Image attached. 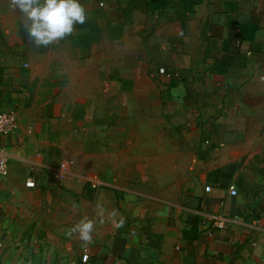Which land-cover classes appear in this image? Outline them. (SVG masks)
<instances>
[{
    "label": "crops",
    "instance_id": "1",
    "mask_svg": "<svg viewBox=\"0 0 264 264\" xmlns=\"http://www.w3.org/2000/svg\"><path fill=\"white\" fill-rule=\"evenodd\" d=\"M92 1L81 0L89 19L74 26L71 39H88L94 29L108 38L114 29L109 0L100 2L98 13ZM117 3L118 34L127 38L162 17L165 30L173 31L167 34L173 50L198 56L207 71L203 78L232 85L196 92L184 87L185 96H199L205 120L193 129L182 104V118L173 120L169 134L168 170H137V197L120 200L122 189L104 187L93 202L85 183L30 178L48 154L36 100L45 76L13 49L28 37L19 34L26 30L24 18L15 22L14 8L0 7V109L19 112L18 129L0 137L9 158L7 174L0 175V264H264V0ZM94 15L105 23L101 28L93 25ZM231 186L237 195L229 193ZM42 189L57 195L35 200ZM97 205L106 211L108 228L93 225L85 241L72 228L80 212L89 220Z\"/></svg>",
    "mask_w": 264,
    "mask_h": 264
},
{
    "label": "rangeland",
    "instance_id": "2",
    "mask_svg": "<svg viewBox=\"0 0 264 264\" xmlns=\"http://www.w3.org/2000/svg\"><path fill=\"white\" fill-rule=\"evenodd\" d=\"M103 1L88 4L98 13ZM4 6H12V0H0V7ZM105 6L115 13L108 38L94 29L88 39H80V35L71 39V33L47 46L34 43L27 33L29 21L14 8L15 22L18 18L20 23L23 17L26 24V30L19 34L28 37L18 40L13 49L26 53V65L34 64L45 76L36 100L37 114L45 122L48 154L40 170H31L30 178L47 184L69 180L85 183L93 193L87 198L93 202L97 190L104 187L122 189L117 192L122 195L120 200L137 197V170H168L166 154L172 150L169 134L173 120L182 118V104H187L189 116L184 114V119L196 126L193 129L205 120L199 96H185L184 87L196 92L199 87L232 85L230 79L203 78L207 71L198 56L173 50L167 35L173 31L165 30L162 17L147 24L144 31L136 33L131 27L134 31L125 38L124 31L118 34L123 27H118L117 0H109ZM93 19L94 26L105 24L99 15ZM184 148L180 143L179 150ZM156 153L157 158L153 157ZM163 179L159 174V188ZM56 195L42 189L35 200L47 201ZM105 213L97 205L91 214L89 220L94 221L96 231L108 228ZM78 218L84 219V210Z\"/></svg>",
    "mask_w": 264,
    "mask_h": 264
},
{
    "label": "clouds",
    "instance_id": "3",
    "mask_svg": "<svg viewBox=\"0 0 264 264\" xmlns=\"http://www.w3.org/2000/svg\"><path fill=\"white\" fill-rule=\"evenodd\" d=\"M29 23L27 33L37 46H47L74 31L76 24H84L87 12L81 0H12ZM93 222L81 220L72 231H79L81 239H91Z\"/></svg>",
    "mask_w": 264,
    "mask_h": 264
},
{
    "label": "built area",
    "instance_id": "4",
    "mask_svg": "<svg viewBox=\"0 0 264 264\" xmlns=\"http://www.w3.org/2000/svg\"><path fill=\"white\" fill-rule=\"evenodd\" d=\"M19 126V112L16 108L0 109V137L14 133ZM9 170V158L6 149L0 144V175L5 176ZM33 186L34 182H29ZM210 190V187H207ZM231 195H237L238 191L235 186L229 189ZM222 225V224H221Z\"/></svg>",
    "mask_w": 264,
    "mask_h": 264
}]
</instances>
